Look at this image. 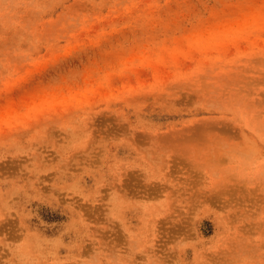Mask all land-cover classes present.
<instances>
[{"label": "rangeland", "instance_id": "obj_1", "mask_svg": "<svg viewBox=\"0 0 264 264\" xmlns=\"http://www.w3.org/2000/svg\"><path fill=\"white\" fill-rule=\"evenodd\" d=\"M0 264H264V0H0Z\"/></svg>", "mask_w": 264, "mask_h": 264}]
</instances>
